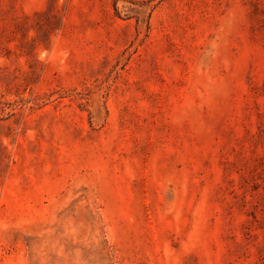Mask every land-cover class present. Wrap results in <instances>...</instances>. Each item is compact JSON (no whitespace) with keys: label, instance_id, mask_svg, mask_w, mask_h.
<instances>
[{"label":"rangeland","instance_id":"obj_1","mask_svg":"<svg viewBox=\"0 0 264 264\" xmlns=\"http://www.w3.org/2000/svg\"><path fill=\"white\" fill-rule=\"evenodd\" d=\"M0 264H264V0H0Z\"/></svg>","mask_w":264,"mask_h":264}]
</instances>
